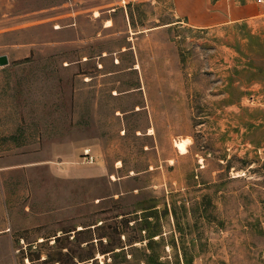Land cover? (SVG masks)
Here are the masks:
<instances>
[{"label":"rangeland","instance_id":"rangeland-1","mask_svg":"<svg viewBox=\"0 0 264 264\" xmlns=\"http://www.w3.org/2000/svg\"><path fill=\"white\" fill-rule=\"evenodd\" d=\"M208 2L0 0V264H264V9Z\"/></svg>","mask_w":264,"mask_h":264},{"label":"crops","instance_id":"crops-1","mask_svg":"<svg viewBox=\"0 0 264 264\" xmlns=\"http://www.w3.org/2000/svg\"><path fill=\"white\" fill-rule=\"evenodd\" d=\"M208 4L211 5L210 8H213L214 11L211 15H207L209 20L205 23H200L198 18L195 24L198 27L251 20L256 17L260 9H264L256 4L255 0H245L244 2L240 0H209ZM187 21L188 23L194 22L190 17H188Z\"/></svg>","mask_w":264,"mask_h":264},{"label":"bare ground","instance_id":"bare-ground-1","mask_svg":"<svg viewBox=\"0 0 264 264\" xmlns=\"http://www.w3.org/2000/svg\"><path fill=\"white\" fill-rule=\"evenodd\" d=\"M96 14V13H95ZM107 24V23H106ZM136 67H138V65H136ZM150 131H151V129H150ZM188 140V139H187ZM187 140H180V141H177L176 143H175V147L181 152V153H185L186 151H187ZM179 152V153H180ZM78 229H81L80 227L78 228Z\"/></svg>","mask_w":264,"mask_h":264},{"label":"trees","instance_id":"trees-1","mask_svg":"<svg viewBox=\"0 0 264 264\" xmlns=\"http://www.w3.org/2000/svg\"><path fill=\"white\" fill-rule=\"evenodd\" d=\"M149 236L150 237H152L151 236V234H149ZM144 262V264H166L165 262H159L158 260L156 261V260H154L153 258H151V256L149 257H146V259L143 261Z\"/></svg>","mask_w":264,"mask_h":264},{"label":"water","instance_id":"water-1","mask_svg":"<svg viewBox=\"0 0 264 264\" xmlns=\"http://www.w3.org/2000/svg\"><path fill=\"white\" fill-rule=\"evenodd\" d=\"M6 64H8V59H7V57H6V56H1V57H0V65H1V66H4V65H6Z\"/></svg>","mask_w":264,"mask_h":264},{"label":"built area","instance_id":"built-area-1","mask_svg":"<svg viewBox=\"0 0 264 264\" xmlns=\"http://www.w3.org/2000/svg\"><path fill=\"white\" fill-rule=\"evenodd\" d=\"M255 2H256V4H258L264 8V0H255ZM86 154H89L88 151ZM86 156H88V155H86Z\"/></svg>","mask_w":264,"mask_h":264}]
</instances>
